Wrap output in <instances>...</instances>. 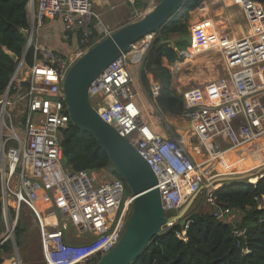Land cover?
<instances>
[{"label":"built area","instance_id":"2783aa9c","mask_svg":"<svg viewBox=\"0 0 264 264\" xmlns=\"http://www.w3.org/2000/svg\"><path fill=\"white\" fill-rule=\"evenodd\" d=\"M28 1L27 48L0 98V171L6 224L0 238V264L1 247L14 239L22 207L32 210L37 219L45 264H95L120 242L133 198L126 196L124 181L110 172H73L63 167L62 131L71 121L63 85L72 65L92 48L93 29L98 35L96 44L113 31L95 13L92 0ZM228 1L242 11L249 25L247 35L232 37L216 29L214 20L198 19L190 27V47L178 52L185 62L214 52L223 63V77L181 94V119L192 129L193 150L205 153L206 160L199 163L194 159L167 120L161 118L157 126L144 120L130 64L141 63L149 46L145 41L131 46L89 90L100 118L150 164L163 207L171 214L218 179L254 172L264 176V5L252 0ZM207 9L206 4L199 8ZM57 18L68 35L79 37V44L66 57L42 48L37 41L44 21ZM30 48L31 66L26 62ZM149 81L152 100H156L161 86ZM217 167L228 171L218 172ZM106 176L111 180L106 181ZM221 186H211L201 205L214 209L218 220L231 222L233 211L216 201L215 193ZM12 203L13 207L9 206ZM42 205L48 209L45 214ZM10 208L15 211L13 222ZM190 223L186 220L184 230L177 234L180 240H187ZM244 235L242 230L234 231L237 239ZM11 264H22L17 254Z\"/></svg>","mask_w":264,"mask_h":264},{"label":"trees","instance_id":"16d2710c","mask_svg":"<svg viewBox=\"0 0 264 264\" xmlns=\"http://www.w3.org/2000/svg\"><path fill=\"white\" fill-rule=\"evenodd\" d=\"M208 1L185 0L179 12L155 32L154 41L142 59L140 83L147 98L165 117H181L184 102L174 88L171 70L163 65V61L167 60L172 65L182 61L178 52L185 51L190 45V15ZM252 1L264 5V0ZM28 2L0 0V98L6 92L27 47L28 37L24 32L30 29ZM158 2L160 0L156 4ZM136 8L146 10L148 3L140 0L136 2ZM177 36L179 39L171 45V38ZM97 39V32L93 29L91 46L96 44ZM26 62L29 66L33 64L32 48L27 53ZM148 75H152L153 80L161 86L156 100L151 97ZM61 146L64 168L73 172L107 170L123 180L113 168L108 152L97 139L71 121L67 129L62 131ZM125 186L126 196H130L131 190L126 183ZM215 197L219 205L233 211V222L218 220L214 216V209L208 207L209 210H205L199 204L186 216V220L191 221L186 241L178 238L177 234L184 230V226L177 223L155 237L132 264H264V177L255 185L247 181L223 183ZM9 219L10 222L15 220L12 208L9 209ZM236 229L245 232L243 238L234 237ZM5 232L0 171V238ZM14 243L23 264H27L31 257L36 260L43 256L38 222L32 210L27 207L20 210L14 230ZM1 248L3 261L14 258L11 240ZM246 251L249 253L246 254Z\"/></svg>","mask_w":264,"mask_h":264},{"label":"water","instance_id":"95a60500","mask_svg":"<svg viewBox=\"0 0 264 264\" xmlns=\"http://www.w3.org/2000/svg\"><path fill=\"white\" fill-rule=\"evenodd\" d=\"M184 1L160 0L140 20L113 32L88 50L72 65L64 82L63 91L71 122L91 133L108 152L113 168L131 190L133 198L120 242L96 264H132L155 237L177 223L185 225L187 214L202 193L201 191L192 196L176 214L166 211L157 188L158 179L150 164L125 138L100 118L89 99V90L96 79L127 54L131 46L145 38H152L155 32L179 12ZM13 58L15 59L14 56ZM250 175L224 177L216 183L223 185L245 181ZM216 183L207 185V188ZM13 244L18 251L14 241Z\"/></svg>","mask_w":264,"mask_h":264},{"label":"rangeland","instance_id":"374dc122","mask_svg":"<svg viewBox=\"0 0 264 264\" xmlns=\"http://www.w3.org/2000/svg\"><path fill=\"white\" fill-rule=\"evenodd\" d=\"M142 1L145 3H148L149 8H147L146 10H139L138 8H136L138 12L137 14H139V16H136L135 19H139L140 17L144 16L147 12L151 11L157 2V0H142ZM205 4L208 6V9L205 12L200 11L198 8L196 11L191 13L190 15L191 17L189 21V28L191 26V23L197 21L198 19H201V20L209 19V20L215 21L216 29H218L221 32L224 31L225 33H227L228 35L232 37H244L245 35H247L249 25L247 24V20L243 16L242 11L240 10L237 4L231 3L228 0H226V2H223V0L221 1L220 0H210L208 2H205L204 5ZM125 11H126L125 8L120 9V13H123ZM113 14H116V13H113ZM102 23L105 25L104 19H102ZM27 37H28V34H27ZM178 39H179L178 36L172 37L169 43L171 45H174V42L177 41ZM190 40H191V36H190ZM144 41L146 42L148 41L147 43L151 45V43L154 41V37L152 38L148 37ZM137 54H139V51L136 53V55ZM140 65L141 63L140 64L131 63L130 68L133 72L131 70L130 71H131L133 78L135 79V85H136L137 92L139 94L140 103L142 105L144 120L153 126H157L161 118L167 120L169 124L172 126V128L174 129V132L178 133L180 138L185 142L188 152L192 154L194 159L199 163L206 160L205 153L202 155L201 152H199V150H193L195 141L192 139V129L190 125L186 121L181 119V117H178V118H174L170 116L164 117L160 113V111L155 107V105L152 104L151 100H149L148 98L145 99L146 94H144L145 93L144 90L143 91L141 90L140 84H139L140 83L139 81ZM171 70H172V75H173L174 88L180 95L186 90L201 87L208 82L216 81L219 78L224 76V69H223V63L221 61V58L217 53H214V52L209 53V54H205V53L200 54L192 61L179 62L178 64H175L174 66L172 65ZM230 166L231 165H228V167L232 169ZM217 170L218 172H222V173L228 171L227 169L225 168L221 169L220 167H217ZM107 172L109 173V171ZM254 173H257V172H254ZM254 173H251V175H254ZM246 176L247 174L246 175L245 174L236 175V177H246ZM109 180H111V176H106V181H109ZM221 180L222 179H218V182H220ZM252 181L255 182V178H252ZM204 189L205 190L204 191L202 190L203 191L202 194L197 198L191 210L197 205L201 204L202 199L206 197L207 191L209 190V188L205 187ZM9 206L13 207V203L10 204ZM203 208L205 210H209V208L205 205H203ZM47 211L48 209L44 207L42 208V213L45 214ZM233 219H232V222H233Z\"/></svg>","mask_w":264,"mask_h":264},{"label":"crops","instance_id":"0c3cea01","mask_svg":"<svg viewBox=\"0 0 264 264\" xmlns=\"http://www.w3.org/2000/svg\"><path fill=\"white\" fill-rule=\"evenodd\" d=\"M138 1L140 0H92L95 13L99 16L101 21L102 19H104L105 26L113 32L121 29L122 27L130 23L138 21L143 17L142 16L139 19H135L136 16H139V14H137L138 12L135 7L136 2ZM122 8H125L126 11L123 13H120V9ZM148 8H149V4H148ZM113 13H116V14H113ZM198 21L199 20L192 22L191 26ZM189 31H190V28H189ZM37 41H38L39 46H41L42 48L53 50L60 57H66L68 56L69 53L73 52L75 48L77 47V45L79 44V37L77 35L76 36L68 35L65 32L63 21L60 18H57V19H47L44 21L43 27L41 28L38 34ZM163 65L171 70L172 64H169L167 60L163 61ZM140 69H141V65L139 68V81H140ZM148 78L153 79L152 75H148ZM139 84H140L141 90L143 91L144 89L141 83ZM146 98H147V95L145 99ZM43 207L47 209L45 205H42L41 212H42ZM13 260H14L13 258H10V259L6 258L4 259L3 264H11ZM26 263L27 264H45V261H44L43 256H39V258H36V260H32V257L29 258V260H27Z\"/></svg>","mask_w":264,"mask_h":264},{"label":"clouds","instance_id":"9594fccd","mask_svg":"<svg viewBox=\"0 0 264 264\" xmlns=\"http://www.w3.org/2000/svg\"><path fill=\"white\" fill-rule=\"evenodd\" d=\"M203 5H204V4H203ZM28 10H29V9H28ZM28 13H29V11H28ZM152 37H153V36H152ZM150 38H151V37H150ZM145 39H147V38H145ZM145 39H144V40H145ZM144 40H142V41H144ZM140 42H141V41H140ZM95 45H96V44H95ZM95 45H94V46H95ZM189 46H190V45H189ZM92 47H93V46H92ZM26 48H27V47H26ZM148 48H149V46H148ZM147 50H148V49H147ZM147 50H146V51H147ZM146 51H145V53H146ZM145 53H144V55H145ZM143 57H144V56H143ZM142 59H143V58H142ZM180 62H183V61H180ZM141 63H142V61H141ZM177 64H178V63H177ZM171 72H172V71H171ZM149 80H150V78H149ZM181 96H182V95H181ZM152 104H153V103H152ZM66 106H67V105H66ZM142 112H143V110H142ZM164 117H165V116H164ZM173 130H174V129H173ZM175 133H176V132H175ZM176 134H178V133H176ZM178 135H179V134H178ZM110 173H111V172H110ZM254 174H255V175H254L255 181H256L257 178L261 179V178L264 177V176H262V174H260V172H257V173H254ZM249 175H250V174H249ZM261 176H262V177H261ZM249 179L252 180V177H250ZM249 179H248V180H249ZM259 179L256 181V183L259 181ZM248 180H245V181H247V182L249 183ZM124 183H125V182H124ZM256 183H255V184H256ZM250 184H251V183H250ZM255 184H253V185H255ZM221 187H222V186H221ZM203 191H204V189H203ZM203 191H202V192H203ZM201 194H202V193H201ZM201 194H200V195H201ZM130 196L132 197V194H131ZM185 204H186V203H185ZM185 204H184V205H185ZM131 208H132V207H131ZM130 212H131V211H130ZM129 214H130V213H129ZM185 221H186V219H185ZM16 225H17V224H16ZM11 241H12V243H13L14 239L11 240ZM13 248H14V258L16 257V254H17V255L20 257L21 261H22V258H21V256H20V253H19V251H16V248L14 247V244H13ZM15 251H16V252H15ZM42 255H43V254H42ZM14 258H13V259H14ZM22 264H23V262H22ZM95 264H96V263H95Z\"/></svg>","mask_w":264,"mask_h":264},{"label":"bare ground","instance_id":"6f19581e","mask_svg":"<svg viewBox=\"0 0 264 264\" xmlns=\"http://www.w3.org/2000/svg\"><path fill=\"white\" fill-rule=\"evenodd\" d=\"M255 175V174H254ZM254 175H250V177L254 178Z\"/></svg>","mask_w":264,"mask_h":264}]
</instances>
